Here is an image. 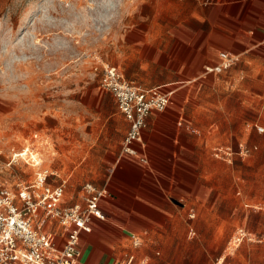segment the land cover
<instances>
[{"label":"rangeland","instance_id":"1","mask_svg":"<svg viewBox=\"0 0 264 264\" xmlns=\"http://www.w3.org/2000/svg\"><path fill=\"white\" fill-rule=\"evenodd\" d=\"M167 1L0 0L3 181H23L34 188L40 185L37 175L45 172L52 186L64 183L68 205L79 201L82 184L110 188L118 181L120 170L126 169L121 143L129 123L100 87V77L103 68L111 66L144 90L160 85L153 81L159 76L147 62L151 48L138 41L137 29L142 31L143 22L147 27L158 2ZM188 86V105L221 106L224 114L216 112L211 118L230 126L206 132L201 128L203 114L193 113L201 134L200 148L194 145L196 170H207L208 179L202 181L223 187L219 201L235 210L220 212L228 216L214 222L219 223L215 236L214 228L197 232L204 239L192 240L190 258L161 263L253 264L255 253L264 257V58L239 60L214 84ZM213 91L224 93L217 97L210 94ZM26 149L25 157H15ZM197 153H206L208 162H199ZM122 179L136 181L129 174ZM206 201L215 202V194L210 192ZM238 228H244L246 237L235 248Z\"/></svg>","mask_w":264,"mask_h":264},{"label":"crops","instance_id":"2","mask_svg":"<svg viewBox=\"0 0 264 264\" xmlns=\"http://www.w3.org/2000/svg\"><path fill=\"white\" fill-rule=\"evenodd\" d=\"M157 4L147 27L143 22L142 31L137 29V39L151 48L147 62L159 76L153 81L160 84L153 88H164L163 93L170 94L172 103L163 112L150 113L142 144L135 146L147 164L124 157L126 169L120 170L118 181L112 182L110 188L103 187L109 194L100 204L104 220H93L91 233L81 237L77 264H127L131 258V264H162L163 259L190 258L192 240L204 239L197 232L214 228L215 236L219 223L214 222L228 216L220 212L235 210L233 205L219 201L223 187H209L204 182L207 170H196L194 145L200 148L201 134L193 123V113L203 114L201 128L206 132L215 126L218 130L230 126H220L211 118L216 112L224 114L221 106L207 104L195 109L188 105V85L214 84L225 74L228 70L219 75L207 72L219 65L220 53H228L243 63L257 55L264 58V0H168ZM175 85L181 86L166 89ZM223 93L210 94L219 97ZM235 123L233 128L237 129ZM205 142L207 145V138ZM197 157L199 162L209 160L206 153H197ZM127 174L136 181L122 179ZM210 192L216 196L213 203L206 201ZM65 196L64 203L68 205ZM77 198L79 201L71 205L83 204L79 190ZM239 232L244 240V228H238ZM132 238L138 240L139 246L133 245ZM252 263H264V257L255 253Z\"/></svg>","mask_w":264,"mask_h":264},{"label":"built area","instance_id":"3","mask_svg":"<svg viewBox=\"0 0 264 264\" xmlns=\"http://www.w3.org/2000/svg\"><path fill=\"white\" fill-rule=\"evenodd\" d=\"M219 58V65L208 73L219 75L236 63L228 53H220ZM100 87L113 97L117 110L129 123L121 155L147 164L135 146L142 144L150 113L163 112L170 94L159 93L157 88H136L111 66L103 68ZM36 182L40 185L29 188L23 181L10 185L0 177V264H77L81 237L91 233L93 220H104L100 204L108 191L85 183L79 189L83 204L66 205L64 183L52 186L46 182L45 172L37 175ZM243 238L242 232L237 233L235 246ZM132 240L135 247L139 246L136 238ZM131 262L132 258L127 264Z\"/></svg>","mask_w":264,"mask_h":264},{"label":"bare ground","instance_id":"4","mask_svg":"<svg viewBox=\"0 0 264 264\" xmlns=\"http://www.w3.org/2000/svg\"><path fill=\"white\" fill-rule=\"evenodd\" d=\"M28 151H29V150L26 149V150H24L23 153H20V154H18V155H15V157H16V156L25 157V156L27 155ZM30 156H31V158L35 159V156H34L33 154H30ZM35 161L37 162L36 159H35ZM36 165H39V162H37Z\"/></svg>","mask_w":264,"mask_h":264}]
</instances>
